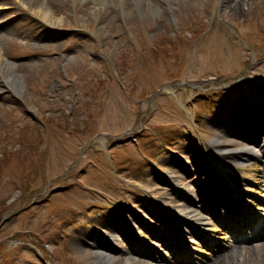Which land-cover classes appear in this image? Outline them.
Listing matches in <instances>:
<instances>
[{"label":"rangeland","instance_id":"374dc122","mask_svg":"<svg viewBox=\"0 0 264 264\" xmlns=\"http://www.w3.org/2000/svg\"><path fill=\"white\" fill-rule=\"evenodd\" d=\"M241 1L233 11L220 0H155L161 8L152 13L143 4L32 0V9L48 5L61 21L42 28L24 10L0 18L2 55L16 64L23 84L17 94L0 90V264H94L93 250L75 233L70 247L67 233L86 229L80 223L88 213L107 215L115 198L140 203L149 194L166 210L182 203L178 190L202 181L188 174L187 150L199 143L192 121L211 143L215 134L201 122L212 118L217 89L244 73L264 79V0ZM212 84L207 96L199 91ZM157 89L166 92L155 95ZM162 142L174 146V155ZM149 155L178 183L156 175ZM175 163L187 172H176ZM118 246L114 264L137 260L127 242ZM205 258L201 264L215 259ZM240 258L264 264L243 255L228 264Z\"/></svg>","mask_w":264,"mask_h":264},{"label":"bare ground","instance_id":"6f19581e","mask_svg":"<svg viewBox=\"0 0 264 264\" xmlns=\"http://www.w3.org/2000/svg\"><path fill=\"white\" fill-rule=\"evenodd\" d=\"M17 1L24 3V6H27L29 3H32V0H17ZM223 2L226 4V6H230L231 10L236 11L241 7L242 1L223 0ZM49 3L52 4L53 1H50ZM95 3L101 6H104L107 3H113L117 8H121V9L126 8L127 7L126 5L129 4V6H133L134 9H138L142 6L143 0H95ZM143 5H144L143 8L145 10H150L152 13L157 12L161 8V6L157 2H155V0H147ZM34 13L51 24H55L56 22L61 21L60 19H56L53 17L50 6L48 5L38 6L37 8L34 9ZM22 85H23L22 78L16 69V64L4 58L2 55V49L0 48V90H6V91L11 90L13 93L17 94L19 93ZM246 113L249 114V112ZM253 121L256 123H262V126L264 127V117L263 118L261 117V120L258 117H256ZM243 127L246 126L243 125ZM237 133L238 131H234L231 128L222 127V129L217 134V136L214 137V139H212V145L210 146L209 149H216L215 153L216 154L219 153L220 157L224 161L212 156L211 158H209V161H207L208 164L206 166V169H209V172H212V169L216 168L222 174L223 178L221 184H224L225 188H228V191H230L228 198H231V200L233 201L237 199L236 193H239L238 190L242 192V196L246 194H250L251 191L250 186L256 183L254 177L258 175L260 169V164L257 160H253V162L250 164H245L242 160H240L242 159V157L243 158L248 157L247 155L249 153L258 154V148H255L253 145L247 144L251 140L250 135L247 134L246 139L244 141L236 140L232 138L229 144L224 143L230 136H235ZM260 133L264 134L263 131H260ZM203 150H207V148L203 147ZM255 156L258 157L257 155ZM251 182L253 183L251 184ZM235 189H238L236 193L233 192V190ZM187 192H188L187 196H184L179 190V195L181 196L183 203L172 207L173 212H175L173 214L175 217L174 219L175 222H179V223L185 222L187 224L197 225L201 231H206L210 236H215L216 226L208 219L206 215L200 214L199 207L196 208V203L198 202H196V199H194L193 192L192 191H187ZM261 195H264V193H261ZM257 222L260 224L262 223L261 220H258ZM173 226L177 227L173 223V221L170 220L169 218L167 227L169 228V230H171ZM105 228L107 230V234L109 235V237H111L113 241L118 244V241L122 235V233L119 232L118 230L121 231L122 230L121 227L118 226L115 231L114 226L108 225V223H106ZM254 228L256 229V225H254ZM177 231H178L177 233L178 236H176L172 242L175 248H178V246L180 247V245H182L183 243V245L186 246V248H188L189 246V250H190V245L192 243L190 242V237L187 236V234L188 233L190 235L193 234L192 228L187 227L186 230H182L179 227H177ZM123 233L125 234V232ZM150 234L151 236L154 235V230L152 228H150ZM220 238H223L222 240L229 242L228 238H225L223 236H220ZM155 239L157 240V237ZM88 240H91L92 243L96 245L95 247L90 245L95 254L94 264H114L115 257L111 254L110 249L109 248L107 249V245L105 244L102 245L99 241H96V238L93 236L89 237ZM159 240L162 241L163 239L161 238ZM200 240L205 245L209 243L205 241L206 239L204 237ZM200 240H198L197 244L194 245L192 253L197 254L201 258L204 256H202L200 252H206V251H202L203 247L198 245L200 243ZM228 246H229L228 249L223 254H217L215 257H213L215 259H212L211 261L205 264H221L220 259L222 260V258H223L222 264L224 263L228 264L234 257L240 255L241 251L243 250V248L238 249L236 246H233V244H229ZM261 250L264 251V249ZM263 251L262 252L259 251L261 258H264ZM254 254H255L254 251L253 252L251 251V253H249L250 255L249 259H251V257ZM210 256L212 257L213 255L211 254ZM168 257L166 258L168 259ZM156 261H157L156 263H152V261H144V260H139L134 262L131 259L125 258L123 259V262H121L120 264H164L158 260Z\"/></svg>","mask_w":264,"mask_h":264}]
</instances>
